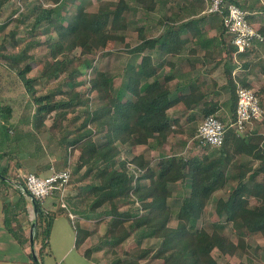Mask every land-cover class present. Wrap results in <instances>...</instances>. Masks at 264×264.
<instances>
[{
    "label": "trees",
    "instance_id": "1",
    "mask_svg": "<svg viewBox=\"0 0 264 264\" xmlns=\"http://www.w3.org/2000/svg\"><path fill=\"white\" fill-rule=\"evenodd\" d=\"M9 1L0 0V11ZM54 2L53 6L39 3L29 13H21L24 16L17 20L21 22L29 19L27 25L31 33L40 30L42 34L48 35L47 38L30 39L23 51L16 53L6 51L5 36L0 42V64L7 63L8 68L16 70L34 103L36 110L29 117L33 120L32 125L38 129L45 128V119L55 111L53 123L61 132L59 143L63 150H80L74 171L79 173L85 167L79 180L87 181L79 186L76 197L85 198L86 206L85 209L79 208L75 202L77 199L73 201L67 194L68 201L75 205L74 211L85 214L87 218L108 216L105 238L112 243L123 242L135 231H139L142 239L160 238L156 248H138L133 252L136 256H118L112 264H148L154 259L161 264H222L212 257L215 249L221 255L239 257V264H251L244 259L251 247L246 236L260 234L264 237V175L262 180L256 179L257 174H264V144L253 141V132L244 133L245 130L229 127L220 147L202 146L205 151L199 156L167 155L163 150L155 166L143 153L130 158L121 157L123 146L138 142L149 144L152 139L164 149L170 133L177 132L176 126L182 127L169 112L177 103L183 102L187 108L193 109L187 117L191 121L198 114L204 117L215 113L218 110L217 102L209 100V91L203 90L197 82L191 84L187 92L174 91L168 84L171 77L167 76L162 81L156 74L152 81L142 83L144 77L153 75L144 68L151 60L149 56L143 57L141 68L137 71L132 70L128 62L126 77L116 87L112 72L96 66L95 62L102 49H111L125 38L121 31V27H125L123 20L127 7L124 0L100 5L95 11L79 4L69 14H63L61 10L66 1ZM152 2L140 0V4L148 8L156 5ZM15 12L17 9L13 14ZM14 32L10 34L16 44L18 39L14 38ZM39 44L45 45L49 54L42 63L40 75L29 76L33 66L26 60L30 54L27 51L29 46L35 45V48ZM146 45H149V40H144L135 49H144ZM90 71L92 74L88 76ZM63 73L66 74L63 81L47 92L36 86L37 80L58 78ZM228 73L233 109H236L237 82L232 72ZM81 75L83 79H79ZM63 82L65 84L62 86ZM66 83H69L68 88L65 87ZM241 83L250 86L248 82ZM257 93L264 107V92ZM57 94L59 97L54 98ZM12 111V106L3 104L0 99V117L8 119ZM2 125L10 133L8 140L12 146V149L6 148L0 152V158H8V163L0 167L4 223L24 243L26 237L19 230L25 218L20 214H28L25 194L30 195L24 189L25 181L21 179L17 184L18 196L14 200L1 190L13 184L9 172L15 157L19 160L18 152L22 147L20 140L24 136L22 130L19 131L15 126ZM98 134L103 136L100 140L96 138ZM194 135L195 132H192L189 136ZM254 159H259L258 164L253 163ZM130 162L139 167L138 176L129 168ZM65 165L64 168H70V163ZM178 182L183 183L189 192L184 195L176 213L178 218L187 219L188 224L173 226L170 220L174 209L169 198ZM230 182L233 186L227 197L220 196L216 203L219 220L211 229L197 227V221L212 194ZM252 198L256 199L255 202L251 201ZM35 201L34 240L41 239V247L37 252L31 251L30 255L37 263L39 254L49 245V235L58 211L56 208H47L42 199L35 197ZM129 204L131 208L121 210ZM102 207L105 209L100 210ZM63 210L61 208L59 211ZM228 224L236 230L237 241L226 234L224 229ZM92 232L93 229L78 227L75 246L79 248ZM90 248H86L85 255L89 256Z\"/></svg>",
    "mask_w": 264,
    "mask_h": 264
},
{
    "label": "crops",
    "instance_id": "2",
    "mask_svg": "<svg viewBox=\"0 0 264 264\" xmlns=\"http://www.w3.org/2000/svg\"><path fill=\"white\" fill-rule=\"evenodd\" d=\"M118 1L120 0H87V7L85 1L82 3L86 9L95 11L100 8V5L110 4L111 2L116 3ZM233 1L237 2L247 10L248 18L264 34V0ZM94 2L98 3V6L97 8L92 9L89 7V4H94ZM55 3L56 2H54L53 5H55ZM124 3L127 6L124 11L123 20L125 27H121V31L125 34V38L123 41H120V43L122 42L126 45V53L129 54L128 60L132 70L134 69V71H137L141 68L144 56H149L151 58L144 68L147 69V73L153 75L150 77H144L142 83L146 80L152 81L157 74L159 80L162 81L165 80V76L171 77L168 79V84L174 91L187 92L190 89V85L197 82L202 86L203 90L209 91L208 99L217 102L218 110L215 113L225 122H229L235 117L234 113L236 110L233 109L231 92L228 85L229 71L232 72L236 82H248L250 84L249 87L256 90L257 87H259V90L264 92V40L258 41L255 46L250 47L245 51H238L225 29L222 14L218 12H210L208 10L210 0H206L205 2L200 0H153L152 4L155 3L156 5L150 8L141 5L140 0H124ZM7 5L8 4L4 5L1 10L2 12ZM131 13L134 14L131 16ZM127 32H129V35H127ZM129 36L131 39H133V36L134 41L128 40ZM144 40H149V45H146L144 49L136 50V46L143 43ZM150 44H152V46ZM4 64V66H6V63ZM126 65L127 64L124 65V70ZM124 74L126 76V70L124 71ZM191 111H193V109L187 108L183 102H179L171 107L169 112L172 118H177L178 123H180L182 127L176 126L177 132L170 133L165 146H163L164 149L171 150L173 143L177 144L182 137L189 136L185 126L188 122V114ZM49 118L50 117L45 119L46 127L43 129H38L37 126L32 125L33 120L28 119L27 121L31 124L32 130H30V132L32 133L33 138L30 139V137L26 136L20 140L22 147L19 150L18 155L23 157L22 154H28L29 158H31L36 166H38L39 171H45L47 169L46 166L52 162L51 158L55 154L54 149L50 146V144H52L51 136H54L56 143H58V136L60 135L57 132L58 128L53 121L51 123L48 122ZM52 119L54 118L52 117ZM53 130L55 132H53ZM47 133L50 134L47 135ZM24 135H27V133H24ZM98 136H100V138L103 137L101 134ZM43 137L46 140L48 139L47 144H44L42 140ZM192 138H195V135L192 136ZM171 141H173V143ZM30 144H33L32 150H29ZM138 148H141L142 150L137 152ZM161 149L162 148L158 147L152 139L149 144L138 142L134 145L123 146L121 157L127 156L130 158L136 154L143 153L146 158H149L147 155L148 152L154 153ZM63 151L65 153L64 156H62V159H64L63 163H77L80 155V150L78 148H69L64 149ZM166 152L169 154L171 153L168 151ZM181 152L183 153V151ZM181 152H176L174 154H179ZM47 154L49 156V161H45L44 165L46 166H42V160ZM74 155L75 157H73ZM57 156L58 154L56 153L55 157ZM74 158L75 160H73ZM21 162H23V160ZM57 169L59 168H54L53 170ZM39 171L38 173L41 174ZM52 171L41 175H48ZM84 171L85 167L80 170L81 175ZM25 197L27 200L26 205L28 208V214H20L23 215L21 217L25 218V220L22 219V227L19 230V232L26 237L25 242H20L6 227L4 223V209H2V221L10 235L23 247L24 253L30 254L31 251L37 252L41 247V243H38V240H33L32 242V225L36 212L31 196L25 194ZM10 198L12 199V197ZM56 198H59L58 195L51 197L50 203L53 208L49 209L56 208ZM74 200L75 198L73 201ZM67 209L72 213L70 214L71 217L76 218L79 216V214H73L74 210H71L70 208ZM59 212L60 211H58V213ZM58 215L59 214L55 217V219L57 218L56 221H53L51 234L55 228V222L59 219ZM103 216L106 215L93 218L85 217V225L83 224V220L79 219L80 226L90 228L88 226L90 225L89 221L101 220L104 218ZM60 233L62 236H64V234L67 236L68 234L67 228L64 226L63 222L60 223ZM92 235L93 232L79 248L75 247L80 249L81 252H84L85 248H94V250L97 251V256L99 255V257L94 260L96 262L94 264H108L109 262H107V260L101 259L106 245L99 244V242H95V244L91 245ZM262 238L263 240L260 244H253L252 242V248L250 247L248 249L249 253H246L244 256V259L250 261L251 264H264V237L262 236ZM248 244L249 246L251 245L249 241ZM85 245L88 246L85 247ZM36 246L38 247L37 250ZM258 249L262 251V253H260L259 256H255L257 252L256 250ZM223 256L224 255H222L221 258H225L224 263L229 262L230 264H239L240 262V258L237 256Z\"/></svg>",
    "mask_w": 264,
    "mask_h": 264
},
{
    "label": "rangeland",
    "instance_id": "3",
    "mask_svg": "<svg viewBox=\"0 0 264 264\" xmlns=\"http://www.w3.org/2000/svg\"><path fill=\"white\" fill-rule=\"evenodd\" d=\"M66 1L65 5H62V12L63 14H69L70 11L76 10V6H78L80 3L85 1V5L87 7V0H61ZM202 2H205L206 0H200ZM42 3L44 6H53L54 2L53 0H10L6 6V8L3 10V12H0V42H3V39L5 36L7 37V41L5 45L7 46L6 51L16 53L22 52L24 49V46L28 43L27 41L33 38H38L41 40H45L47 38V34H42L40 30H36L35 34L31 33V28L29 25H27V22L29 19L24 21H17L18 18L23 17L24 15L21 13H29L31 11V8L33 6H36L37 4ZM83 4V3H82ZM98 3L94 2V4L90 3L89 7L92 9L97 8ZM17 9V12L13 14V12ZM134 13H131V16ZM16 26H18L16 28ZM14 35L16 39H18V43L14 44V40L11 38V31H14ZM127 35H129V32H127ZM129 36L128 40L134 41ZM35 45H31L28 48L29 57H26V60L30 61L33 69L28 73L29 76H38L41 73V66L45 58H47L49 51L45 45L39 44L35 48H33ZM124 43H118L111 49H102L96 58V66L108 69L112 72L114 75V83L115 86L118 87L122 84L124 81V78L126 77L124 74V65L129 62V54L126 53ZM78 50V49H77ZM25 58V57H22ZM21 58V60H23ZM40 66V67H39ZM88 76H91L92 72L90 71L87 73ZM66 74H61L58 78H52L50 80L42 79L36 81V86L40 88L43 92L49 91L51 88H54L57 86V84H60L63 79L65 78ZM84 76H79V79H83ZM2 81V84H1ZM65 84V82L62 83V86ZM68 84L66 83L65 87L68 88ZM3 85V86H1ZM81 87V86H80ZM259 90V87H257V91ZM260 92V90H259ZM59 94L55 95L54 98H58ZM0 99L2 100L3 104H10L13 108L11 116L7 119L4 116L0 117V152L1 150H5L6 148L11 147V143L9 142V134L7 129L3 127L2 124H7L11 127L15 126L19 129V131L22 130L24 137H30L33 138L32 133H29L31 128V124L27 121L31 114H33L36 110L34 103L30 100L29 94L26 91V88L24 84L21 82V80L18 77V74L15 69L8 68L7 63L6 66L0 64ZM55 111H53L54 115ZM52 115V116H53ZM52 116L48 119V122L51 123L53 121ZM205 117V116H204ZM202 115L198 114L194 120L188 121L185 129L187 131V134L190 135V133L197 131V128L200 124V122L204 118ZM4 122V123H3ZM13 127V128H15ZM71 127V126H70ZM69 127V128H70ZM244 133H248V131L254 133L253 141L257 144H264V121L262 120H255L252 124H249ZM67 128L66 131L69 129ZM65 131V132H66ZM53 132H55L53 130ZM59 134H61L60 131L57 130ZM24 133H27V135H24ZM12 134V133H11ZM50 133H47L49 135ZM100 135V134H98ZM96 136L97 139L100 138V136ZM102 135V134H101ZM60 136V135H59ZM59 136H58V143L55 141V137L51 136V142L50 146L54 149L55 154L57 153L58 156L55 157V154L51 158V163L46 166L44 165L45 161H49L48 154L44 156L42 160V166H46V170L39 171L38 166L33 162L31 158H29L28 154H22L23 157H19V160L17 157L12 162V167L9 172V176L11 177V180L13 182L12 185L2 187L1 189L6 194L8 198L12 197V199L17 198L16 193V187L17 184H19V181L21 179H24V174L28 171H36L40 172L41 174H47L48 172L52 171L54 168L62 169L65 166L64 159H62L64 156V151L62 145L59 143ZM102 138V137H101ZM100 138V139H101ZM191 136H184L177 144L173 143L172 149L167 150L166 148L165 153L171 152L169 155L174 154L176 152L183 156H199V154H202L203 148L202 145L199 144L198 138L195 136V138H192ZM44 144L48 143V139L46 140L44 137L42 138ZM58 146V147H56ZM33 144L29 145V150H32ZM56 148V149H55ZM205 149V148H204ZM142 150L141 148L137 149V152ZM163 152V149L158 150L154 153L148 152V157L152 160V165L155 166L159 160V157L161 156V153ZM200 152V153H199ZM75 157V155L73 156ZM23 160V162H21ZM75 160V158L73 159ZM259 159H254L253 163L258 164ZM8 163V158L3 160L0 158V167L5 166ZM38 165V163H37ZM40 165V164H39ZM75 164L70 163V168L72 169V177L70 180V183L67 186L66 194L68 197H74L77 200L78 207L85 209L86 202L85 198L82 197H76L77 192L79 191V186L81 184H84V181L86 180H79L81 177V172L77 173L74 171ZM264 174H257L256 179L262 180ZM233 183L231 182L222 189L216 190L210 200L207 204L204 212L202 213V216L197 221V227H206L208 229L212 228V225L215 224L219 220V216L216 212V203L220 196L227 197L229 190L232 188ZM5 190V192H4ZM189 192V189L181 182H178L176 185L175 190L173 191V195L169 198L170 204L173 206L174 209V215L172 219L170 220V224L173 226L181 225V224H188V220L183 218L180 219L177 217V211L182 204L183 197ZM51 197H47L43 202L44 205L47 208H53L50 200ZM59 197V196H58ZM73 198V199H74ZM3 199V198H2ZM0 198V264H35L33 261H31L30 254L24 253L23 247L10 235L8 230L5 228L3 221H2V209H3V200ZM57 204V211H59L61 208L64 210L59 212L58 214V221L55 222V228L51 235H49V245L42 251V253L39 254L38 259L41 264H94L96 263L94 260H96L99 255L97 256V251L94 250V248L89 249V255L87 256L84 254V252H81L80 249H77L75 247V238H76V229L80 227V220H83V224L85 225V214L76 213L73 211V214H79V216L71 217V213L67 208H70L71 210H74V206L72 202H69L67 197L65 196L64 202L66 203V206L62 205L61 199H55ZM255 198H252L251 201L255 202ZM130 207L129 205H125L121 208V210H127ZM105 209V207H102L101 210ZM133 208L132 210H134ZM104 218L101 220H92L89 221L90 225H88L91 229H93V235L91 236V245L95 244V242H99V244L106 245L103 251V256L101 259L107 260L109 262L108 264H112L113 259L120 257H127L131 258L136 256L133 254L135 250L138 248H144V247H152L156 248L160 244V238L158 237H144L143 239L139 236V231H135L131 233V236H129L126 240H124L121 243H112L110 240H106L105 233L107 231L108 223H109V217L103 216ZM84 218V219H83ZM57 219V218H56ZM56 219L54 221H56ZM63 222L64 226H66L68 234L67 236H62L60 233V223ZM87 226V225H86ZM100 226V227H99ZM100 229V230H99ZM225 232L228 236H230L233 240L237 241L238 234L236 230L232 229L230 224H228L225 227ZM253 235V234H252ZM246 236L247 241L251 244L252 248V242L253 244L258 243L260 244L263 240L262 236L260 234H254ZM139 240V241H138ZM38 243H41V239L38 240ZM88 245H85L87 247ZM38 247L36 246V250ZM86 250V248H85ZM113 250H116L114 253ZM261 250V248H260ZM259 249L256 250V255L259 256L262 251ZM96 251V252H95ZM128 252V253H127ZM102 253V252H101ZM221 254L219 250L215 249L212 252V257L217 258L222 264H225V258H221ZM225 256V255H224ZM223 256V257H224ZM227 257V256H225ZM147 258H145L146 260ZM143 260V261H145ZM148 264H161L160 261L157 259H154Z\"/></svg>",
    "mask_w": 264,
    "mask_h": 264
},
{
    "label": "built area",
    "instance_id": "4",
    "mask_svg": "<svg viewBox=\"0 0 264 264\" xmlns=\"http://www.w3.org/2000/svg\"><path fill=\"white\" fill-rule=\"evenodd\" d=\"M210 12H218L223 16V23L231 41L238 51H245L264 40V34L248 18L247 10L233 0H210ZM238 102L235 117L225 122L216 113L206 115L200 122L195 136L199 144L209 147H220L229 127L238 131L246 130L255 120L264 119V107L256 89L243 85L237 81ZM132 172L139 175V167L129 163ZM71 180V169L53 170L48 175H41L35 171L24 174L25 187L31 195L45 200L49 196L58 195L64 202L67 186ZM72 214V213H71Z\"/></svg>",
    "mask_w": 264,
    "mask_h": 264
},
{
    "label": "water",
    "instance_id": "5",
    "mask_svg": "<svg viewBox=\"0 0 264 264\" xmlns=\"http://www.w3.org/2000/svg\"><path fill=\"white\" fill-rule=\"evenodd\" d=\"M30 196H31V199H32V201H33V204H34V206L36 205V201H35V196L34 195H31L30 194ZM35 212H37V210H36V208H35ZM35 222H33V229H32V234H31V239H32V242H33V240H34V237H33V233H34V231H35ZM37 264H41L39 261L37 262Z\"/></svg>",
    "mask_w": 264,
    "mask_h": 264
}]
</instances>
